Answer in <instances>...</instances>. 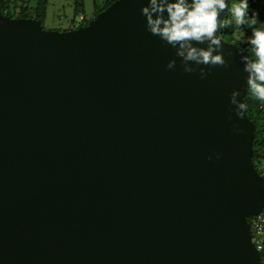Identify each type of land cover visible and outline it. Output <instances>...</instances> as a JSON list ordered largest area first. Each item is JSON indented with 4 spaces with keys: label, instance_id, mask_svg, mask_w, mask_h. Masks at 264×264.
I'll return each instance as SVG.
<instances>
[{
    "label": "water",
    "instance_id": "water-1",
    "mask_svg": "<svg viewBox=\"0 0 264 264\" xmlns=\"http://www.w3.org/2000/svg\"><path fill=\"white\" fill-rule=\"evenodd\" d=\"M147 2L62 32L0 12V264H260L246 55L219 27L228 66L183 72Z\"/></svg>",
    "mask_w": 264,
    "mask_h": 264
},
{
    "label": "clouds",
    "instance_id": "clouds-1",
    "mask_svg": "<svg viewBox=\"0 0 264 264\" xmlns=\"http://www.w3.org/2000/svg\"><path fill=\"white\" fill-rule=\"evenodd\" d=\"M227 7L226 0H148L147 6L141 8V15L145 17L146 30L175 50V55L181 59L183 72H198L199 77L204 79L209 72L204 67L197 68L190 64L207 66L209 70L217 66L227 67L224 56L232 55L231 52H223L216 35L221 24V13ZM248 9V0H240L232 5L236 26L246 23L253 26L249 42L253 46L255 60L241 56L243 72L247 73L246 92L250 89L257 99L264 101V29L254 27L258 22V13L253 12L249 17ZM193 42L195 45L206 44V47L194 46ZM175 63V60H170L167 69H173ZM238 97H241L239 90L230 93L231 110L237 119H245L246 105ZM233 129L238 133L242 131L238 125H233Z\"/></svg>",
    "mask_w": 264,
    "mask_h": 264
},
{
    "label": "trees",
    "instance_id": "trees-1",
    "mask_svg": "<svg viewBox=\"0 0 264 264\" xmlns=\"http://www.w3.org/2000/svg\"><path fill=\"white\" fill-rule=\"evenodd\" d=\"M116 0H104L102 6L95 11L94 17L108 7ZM240 0H226L228 7L225 9L223 20L219 29L220 38L227 42L232 43L239 47V49L246 55L249 60H255L253 46L250 44V38L253 31V26L246 23L243 26L237 27L235 24V16L232 12V5L239 3ZM249 9L248 16L250 17L253 12L258 13V22L254 26L256 28L264 29V0H248ZM9 0H0V12L10 18H28L24 12L19 16H11V11L8 8ZM13 12H15L13 10ZM42 23V17L36 16L34 18ZM82 20H84L82 18ZM87 24L86 22L83 24ZM239 37V38H238ZM246 105V115L255 127L253 139V152L252 163L257 172L261 174L264 171V101L257 99L249 89L244 97ZM261 170V172H259ZM250 218L248 219V223ZM260 264H264V247L260 252Z\"/></svg>",
    "mask_w": 264,
    "mask_h": 264
},
{
    "label": "rangeland",
    "instance_id": "rangeland-1",
    "mask_svg": "<svg viewBox=\"0 0 264 264\" xmlns=\"http://www.w3.org/2000/svg\"><path fill=\"white\" fill-rule=\"evenodd\" d=\"M103 1L9 0L8 8L11 11V16H19L24 10L28 18L34 19L36 16H41V27L44 30L62 32L76 29L94 18L95 11L102 6ZM80 17L84 20H80ZM261 174L264 176V171Z\"/></svg>",
    "mask_w": 264,
    "mask_h": 264
},
{
    "label": "built area",
    "instance_id": "built-area-1",
    "mask_svg": "<svg viewBox=\"0 0 264 264\" xmlns=\"http://www.w3.org/2000/svg\"><path fill=\"white\" fill-rule=\"evenodd\" d=\"M82 17H80V20ZM250 227L251 242L258 253L264 247V206L256 216L250 218L248 223Z\"/></svg>",
    "mask_w": 264,
    "mask_h": 264
}]
</instances>
